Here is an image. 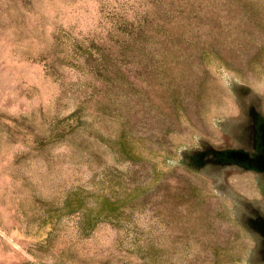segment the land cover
<instances>
[{
    "label": "rangeland",
    "instance_id": "obj_1",
    "mask_svg": "<svg viewBox=\"0 0 264 264\" xmlns=\"http://www.w3.org/2000/svg\"><path fill=\"white\" fill-rule=\"evenodd\" d=\"M0 264H264V0H0Z\"/></svg>",
    "mask_w": 264,
    "mask_h": 264
}]
</instances>
